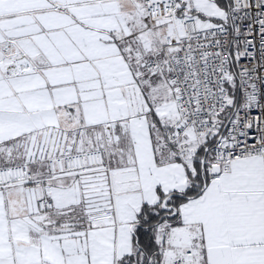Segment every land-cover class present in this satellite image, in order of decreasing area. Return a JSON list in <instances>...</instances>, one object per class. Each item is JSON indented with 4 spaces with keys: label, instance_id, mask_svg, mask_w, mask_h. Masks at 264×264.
<instances>
[{
    "label": "snow or ice",
    "instance_id": "1",
    "mask_svg": "<svg viewBox=\"0 0 264 264\" xmlns=\"http://www.w3.org/2000/svg\"><path fill=\"white\" fill-rule=\"evenodd\" d=\"M0 264H264V0H0Z\"/></svg>",
    "mask_w": 264,
    "mask_h": 264
}]
</instances>
